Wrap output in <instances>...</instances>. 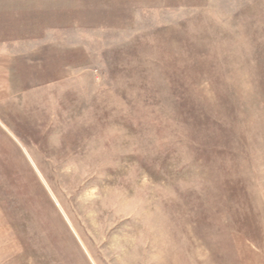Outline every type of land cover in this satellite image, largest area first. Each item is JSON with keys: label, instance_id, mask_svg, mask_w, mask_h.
<instances>
[{"label": "rangeland", "instance_id": "1", "mask_svg": "<svg viewBox=\"0 0 264 264\" xmlns=\"http://www.w3.org/2000/svg\"><path fill=\"white\" fill-rule=\"evenodd\" d=\"M0 264H264V0H0Z\"/></svg>", "mask_w": 264, "mask_h": 264}]
</instances>
